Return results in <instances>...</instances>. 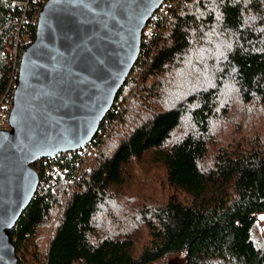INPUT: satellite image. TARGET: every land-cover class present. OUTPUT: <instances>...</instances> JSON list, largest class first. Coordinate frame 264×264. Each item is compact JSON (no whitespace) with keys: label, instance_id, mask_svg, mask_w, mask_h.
<instances>
[{"label":"trees","instance_id":"trees-1","mask_svg":"<svg viewBox=\"0 0 264 264\" xmlns=\"http://www.w3.org/2000/svg\"><path fill=\"white\" fill-rule=\"evenodd\" d=\"M12 1L0 0V102L16 76ZM163 1L91 140L32 163L37 188L9 230L22 264H264L251 234L264 210V0Z\"/></svg>","mask_w":264,"mask_h":264},{"label":"water","instance_id":"water-1","mask_svg":"<svg viewBox=\"0 0 264 264\" xmlns=\"http://www.w3.org/2000/svg\"><path fill=\"white\" fill-rule=\"evenodd\" d=\"M163 0H45L21 52L0 130V264H22L9 237L34 194L37 159L86 145L138 57Z\"/></svg>","mask_w":264,"mask_h":264},{"label":"built area","instance_id":"built-area-1","mask_svg":"<svg viewBox=\"0 0 264 264\" xmlns=\"http://www.w3.org/2000/svg\"><path fill=\"white\" fill-rule=\"evenodd\" d=\"M42 2V4L45 2V0H13L12 4L19 7L20 14L18 17V25L16 26V29L14 30L12 34V41L13 46L11 49V55L13 58V66L14 70L17 74V67L19 58L21 55L22 50L24 47L30 43L31 38L29 37V31L28 28L32 27L35 28L38 13L42 7V4L39 6L38 2ZM31 3H37L35 4V9L33 11L28 12L27 8ZM164 6V1H162L159 8H162ZM15 79H12L8 85V92L10 95V99L7 100L6 96H2V101L0 102V130H7L8 129V112L10 109V100H11V94L13 91V88L15 86Z\"/></svg>","mask_w":264,"mask_h":264},{"label":"rangeland","instance_id":"rangeland-1","mask_svg":"<svg viewBox=\"0 0 264 264\" xmlns=\"http://www.w3.org/2000/svg\"><path fill=\"white\" fill-rule=\"evenodd\" d=\"M251 234L257 244L264 246V210L254 213ZM178 262L179 255L170 253L165 254L146 264H178Z\"/></svg>","mask_w":264,"mask_h":264}]
</instances>
